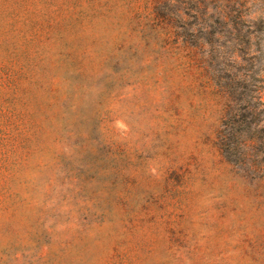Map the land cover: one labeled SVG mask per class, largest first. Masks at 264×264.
<instances>
[{"label":"rangeland","instance_id":"obj_1","mask_svg":"<svg viewBox=\"0 0 264 264\" xmlns=\"http://www.w3.org/2000/svg\"><path fill=\"white\" fill-rule=\"evenodd\" d=\"M187 12L0 0V264H264V179L218 137H264V27L210 67Z\"/></svg>","mask_w":264,"mask_h":264},{"label":"trees","instance_id":"obj_2","mask_svg":"<svg viewBox=\"0 0 264 264\" xmlns=\"http://www.w3.org/2000/svg\"><path fill=\"white\" fill-rule=\"evenodd\" d=\"M178 3L182 6V11L189 14L187 11L194 12L197 21L194 23L199 29L206 30L204 36H198L195 40L189 38L187 34L184 37L185 42H190L191 45L198 47L204 52L207 65L213 67L218 59V48L222 46L220 42L221 36L225 32L233 30L240 32L237 26L246 23L256 25L258 22L264 27V4L259 6V9L252 12L255 2L248 0H227V3L221 0H167ZM188 5V7H184ZM183 23L181 26H185ZM258 25V24H257ZM220 26V27H218ZM258 30L254 29L251 33L255 34ZM185 35V34H184ZM241 37V35L238 34ZM243 40L244 38L241 37ZM220 43V45H219ZM239 51H241L239 49ZM215 82L222 90H226L230 95L233 94V89L229 83H222L223 76L216 73L213 77ZM259 107L256 114L264 112V75L261 77V85L258 86ZM239 114L235 115L237 118ZM236 121V120H235ZM242 121V120H238ZM219 143L226 159L241 168L248 165L252 173H258L259 178L264 179V158L260 159V152L264 147V137L260 134L247 135L242 130L233 128L230 131L220 130Z\"/></svg>","mask_w":264,"mask_h":264}]
</instances>
